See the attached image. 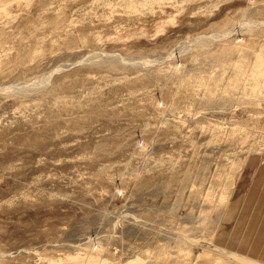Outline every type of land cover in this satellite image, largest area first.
<instances>
[{"label":"rangeland","instance_id":"374dc122","mask_svg":"<svg viewBox=\"0 0 264 264\" xmlns=\"http://www.w3.org/2000/svg\"><path fill=\"white\" fill-rule=\"evenodd\" d=\"M0 264H264V0H0Z\"/></svg>","mask_w":264,"mask_h":264}]
</instances>
